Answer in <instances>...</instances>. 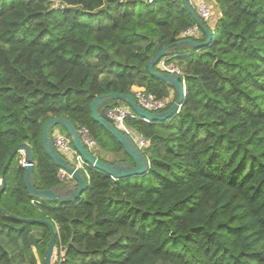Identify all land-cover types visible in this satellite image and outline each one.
I'll return each mask as SVG.
<instances>
[{"label": "trees", "instance_id": "obj_1", "mask_svg": "<svg viewBox=\"0 0 264 264\" xmlns=\"http://www.w3.org/2000/svg\"><path fill=\"white\" fill-rule=\"evenodd\" d=\"M208 1L220 16L210 30L194 12L212 32L196 50L176 45L206 41L181 0H0V177L26 143L36 190L73 189L41 142L54 118L86 129L101 162L133 166L93 121L91 104L132 97L133 87L170 97L171 87L147 72L168 46L161 60L185 87L173 119L125 121L148 143L143 176L116 181L88 168L84 193L61 205L27 193L17 153L0 195V264H43L49 241L45 226L11 215L53 226L58 264H264V0ZM194 27L200 39L182 37ZM55 130L66 134L56 126L52 141Z\"/></svg>", "mask_w": 264, "mask_h": 264}, {"label": "water", "instance_id": "obj_2", "mask_svg": "<svg viewBox=\"0 0 264 264\" xmlns=\"http://www.w3.org/2000/svg\"><path fill=\"white\" fill-rule=\"evenodd\" d=\"M181 1L184 7L192 14L196 22V26L205 34L206 41L203 43H197L187 39L180 41L176 45H189L196 50H201L210 44L212 39V32L203 27L198 18L194 15V12L190 8L188 1ZM170 47L172 46L163 48L149 61L147 65V72L150 76L155 77L160 81L166 83L171 87V89L176 92V101L171 105L168 110L159 114H151L140 108L131 96L120 94H109L105 96L96 97V99L91 104V115L93 121L98 123L117 140V142L122 146L124 153L132 160L133 166H129L127 164L109 165L104 162H101L99 159L94 157L88 149H86L79 132L68 120L64 118H54L44 124L41 142L46 154L50 157L53 163L60 169H63L67 174L72 177V180L75 182V186L73 187V189L63 193H58L53 190H36L31 181V175L34 165L32 149L28 144L22 143L19 144L11 152L6 164L4 165L1 175L2 185L0 186V195L6 187L5 171L9 167L14 156L18 153L21 155L23 161L27 164V166L24 167V185L27 193L30 196H35L40 198L41 200H45L52 203H58L61 205L71 204L81 197L85 190V181L81 176L80 172L75 167H73V165L70 164L67 160L62 158L56 151V148L50 136V130L56 126H61L65 129L66 134L70 138L71 144L75 151L93 169L104 172L116 181L127 178L140 177L146 174L149 168L148 160L144 157L142 152L136 148L129 136H126L120 131H118L110 122H108L103 116L99 114L98 108L107 99L114 100V105L117 104V101H123L138 117L145 118L150 122L164 123L173 119L178 114L179 110L181 109L184 103L185 87L182 83H180L178 75L166 73L161 74L154 71V66L158 64L160 60L167 55V51ZM104 109L105 108H103V110ZM10 218L25 224L42 225L48 229L49 241L44 252L43 264H52V258L56 249V236L53 226L43 220L22 219L14 217L12 215L10 216Z\"/></svg>", "mask_w": 264, "mask_h": 264}, {"label": "built area", "instance_id": "obj_3", "mask_svg": "<svg viewBox=\"0 0 264 264\" xmlns=\"http://www.w3.org/2000/svg\"><path fill=\"white\" fill-rule=\"evenodd\" d=\"M149 3H151L153 0H147ZM176 1V0H171ZM189 3L190 8L193 12L196 13V15L202 19L204 22H207L211 15V6L207 3L206 0H187ZM195 27L191 30H188L183 33L182 37L185 36H193L195 33ZM158 68L161 72H164L166 74H176L179 77H181V73L178 68L168 64L167 59H163L159 62ZM132 98L136 102V104L142 108L144 111L151 113V114H159L163 113L167 110V106L170 103V97L164 98V99H157L154 95L151 93L146 92L144 88L140 87H133L132 88ZM103 117L110 122L118 131L123 133L126 136H129L131 140L133 141L134 145L137 149L142 151L143 149L148 147L147 141L138 133H136L134 130L129 128L125 121L128 118L132 119H138L146 124H150L149 120L145 118L138 117L133 111H128L125 108L120 107L118 104L109 105L103 110ZM81 139L84 143V146L87 147L89 150L90 148L94 147L93 140L89 137L86 129H81L79 132ZM53 143L56 148L57 152H61L66 156V158L62 157L59 153V155L64 158L65 160L68 158L69 163L73 165L80 173L82 172L85 176H87V169L92 168L90 167L83 158L75 151L71 144L70 138L65 133L56 132L53 136ZM20 164L22 167H26L27 164L23 161L22 157L20 160ZM93 169V168H92ZM58 177L60 180L73 183L72 177L67 174L63 169L59 170ZM2 185V178L0 177V186ZM32 203L37 204L36 202L32 201ZM64 260L63 252H60V258L57 262H53L52 264H58L59 262Z\"/></svg>", "mask_w": 264, "mask_h": 264}, {"label": "rangeland", "instance_id": "obj_4", "mask_svg": "<svg viewBox=\"0 0 264 264\" xmlns=\"http://www.w3.org/2000/svg\"><path fill=\"white\" fill-rule=\"evenodd\" d=\"M208 3V2H207ZM209 4V3H208ZM210 5V4H209ZM211 6V5H210ZM211 11H212V15H211V17H210V19L207 21V22H210L211 21V23H213V22H215V20H216V17H217V15H218V9H217V5H212L211 6ZM219 15H220V13H219ZM197 32V31H196ZM195 32V33H196ZM195 33H194V35H195ZM194 38H195V36H194ZM169 94L171 95V96H173L174 95V92H173V90L172 89H170L169 90ZM117 104L120 106V107H122V108H130L129 106H127V104L125 103V102H123V101H117ZM53 135H54V131L52 132V138H53ZM89 150H91V152L95 155V156H100V154L96 151V150H94V147H92V148H90ZM62 157H64V158H66V156L64 155V154H62L61 152H58ZM66 160H68L69 161V159L67 158ZM41 234H40V231H36L35 232V236L36 237H39ZM59 258H60V253H58L57 251H56V249H55V252H54V255H53V258H52V261L53 262H56V259H57V262H58V260H59ZM38 264H40L39 262H38Z\"/></svg>", "mask_w": 264, "mask_h": 264}, {"label": "crops", "instance_id": "obj_5", "mask_svg": "<svg viewBox=\"0 0 264 264\" xmlns=\"http://www.w3.org/2000/svg\"><path fill=\"white\" fill-rule=\"evenodd\" d=\"M211 6L212 5H215L213 2H210V1H208V0H206ZM218 9V8H217ZM219 12V11H218ZM220 15H219V13H218V15H217V17H216V20L218 19V17H219ZM216 20H215V22H213V23H211V21L210 22H205L206 24H207V26H208V28L210 29V30H213V28H214V25H215V23H216ZM195 38L196 39H200L201 38V35H200V32L199 31H197L196 33H195ZM172 96L170 95V98H171ZM128 111H132L130 108L128 109V108H126ZM57 132V130H55L54 131V134ZM54 136V135H53ZM20 157H21V155H20Z\"/></svg>", "mask_w": 264, "mask_h": 264}]
</instances>
